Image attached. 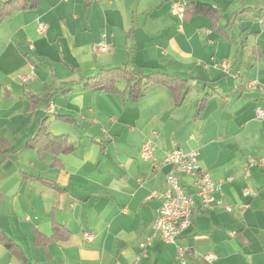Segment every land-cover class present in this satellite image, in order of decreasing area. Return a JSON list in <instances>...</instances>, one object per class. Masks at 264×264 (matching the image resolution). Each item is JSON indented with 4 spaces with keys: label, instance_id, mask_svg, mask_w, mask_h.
Masks as SVG:
<instances>
[{
    "label": "crops",
    "instance_id": "crops-1",
    "mask_svg": "<svg viewBox=\"0 0 264 264\" xmlns=\"http://www.w3.org/2000/svg\"><path fill=\"white\" fill-rule=\"evenodd\" d=\"M191 1L222 10L217 23L179 14ZM123 65L184 78L179 99L160 84L138 100L124 82L85 86ZM258 107L264 0H39L10 11L0 20V229L24 257L0 245V264H264ZM42 124L48 134L26 145ZM174 146L199 152L222 201L204 210L197 199L176 244L153 228L152 196L174 171L162 163ZM182 182L195 192L192 176Z\"/></svg>",
    "mask_w": 264,
    "mask_h": 264
},
{
    "label": "built area",
    "instance_id": "built-area-1",
    "mask_svg": "<svg viewBox=\"0 0 264 264\" xmlns=\"http://www.w3.org/2000/svg\"><path fill=\"white\" fill-rule=\"evenodd\" d=\"M176 10L179 14H184V6L177 5ZM46 26L40 25V31L44 32ZM101 48H105L104 45ZM257 119H264V108L258 107L255 110ZM142 156L147 158L152 156V148L150 143L144 144L141 149ZM199 152L197 150L184 151L180 147L174 146L168 150L163 164L172 165L174 171L166 176V188L160 193H153L161 200L158 211V217L153 223V228L159 230L163 239L167 243L176 244L182 232L192 223V217L195 211L197 199H200L201 209L207 210L216 204H221V200L215 197V192L219 189V184L213 181L209 172L202 170L198 164ZM259 162L251 159L249 165H256ZM182 176H192L194 179L195 192L187 190L182 182ZM250 190L246 191L250 193ZM229 211L231 207L227 208ZM88 240L93 236L86 234ZM145 247V242L140 244ZM178 246V245H177ZM178 257L186 262V248L178 246ZM211 258V256H208Z\"/></svg>",
    "mask_w": 264,
    "mask_h": 264
},
{
    "label": "trees",
    "instance_id": "trees-1",
    "mask_svg": "<svg viewBox=\"0 0 264 264\" xmlns=\"http://www.w3.org/2000/svg\"><path fill=\"white\" fill-rule=\"evenodd\" d=\"M38 1L39 0H6L0 4V20L10 11L30 8L32 4L35 5ZM221 12L222 10H220L217 6L199 1H191L184 6L183 15L187 17L192 14H204L211 17L213 23L216 24ZM120 82L125 83L126 90H129L130 96L135 100L142 98L146 94L149 86L152 84H160L169 87L176 92L179 99V91L182 84H184L185 79L163 72L145 73L143 71L129 68L127 65H123L114 68H101L94 76L86 79L85 86L109 92H119ZM47 134L48 132L46 131L45 125L42 124L26 145L32 146L33 141L39 139L42 135ZM62 138L64 137L59 138L58 144L64 147L65 152L72 151L74 146L68 145L65 139L60 142ZM62 232L63 230L61 225H56V236ZM0 245H4L15 255L21 258L24 257L16 242L1 229Z\"/></svg>",
    "mask_w": 264,
    "mask_h": 264
}]
</instances>
